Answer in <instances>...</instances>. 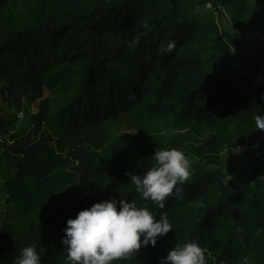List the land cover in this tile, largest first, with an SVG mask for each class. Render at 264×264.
Segmentation results:
<instances>
[{
  "label": "trees",
  "instance_id": "trees-1",
  "mask_svg": "<svg viewBox=\"0 0 264 264\" xmlns=\"http://www.w3.org/2000/svg\"><path fill=\"white\" fill-rule=\"evenodd\" d=\"M263 27L264 0H0V264L26 246L41 264H69L66 221L108 199L172 224L113 264H160L190 241L207 264H264V164L238 183L223 157L256 149L264 161V61L241 43ZM24 99L37 112L19 136L7 107ZM168 148L193 164L160 209L127 173Z\"/></svg>",
  "mask_w": 264,
  "mask_h": 264
},
{
  "label": "clouds",
  "instance_id": "clouds-1",
  "mask_svg": "<svg viewBox=\"0 0 264 264\" xmlns=\"http://www.w3.org/2000/svg\"><path fill=\"white\" fill-rule=\"evenodd\" d=\"M138 41L139 37L130 43ZM175 47V41H171L160 51L171 53ZM255 123L258 130L264 131V116H256ZM151 159L155 163L143 175H127L144 201L163 209L174 189L175 195L181 196L178 185L188 180L191 162L185 152L176 148L154 150ZM66 225L61 243L69 264H113L143 247H155L160 238L172 231L166 213L156 219L147 204L140 207L135 201L122 199L94 203L69 218ZM16 264H41V258L35 247L26 246ZM160 264H207L205 249L195 241L177 243Z\"/></svg>",
  "mask_w": 264,
  "mask_h": 264
},
{
  "label": "rangeland",
  "instance_id": "rangeland-1",
  "mask_svg": "<svg viewBox=\"0 0 264 264\" xmlns=\"http://www.w3.org/2000/svg\"><path fill=\"white\" fill-rule=\"evenodd\" d=\"M210 13H213V9H209ZM264 29V27L262 28ZM242 45L249 49L254 50L260 56V58L264 61V45H260L256 39L253 38L252 35H244L241 39ZM7 110L12 112L14 116L18 118V123L11 131L15 135H22L27 132L31 128V115L37 112V105L31 103L29 100L24 99L22 101L21 108L18 109L15 106L7 107ZM261 134H264V131L259 130ZM184 143H186V138H184ZM237 152L233 154L224 153V167L225 172L227 174L228 181L232 180L238 183H241L244 179H246L247 174L246 170L250 169V167L254 164L258 168L264 164V161L257 159V150L255 149L252 154H243L241 156H237ZM191 167L193 164V160L190 159ZM5 196L0 190V217L5 214Z\"/></svg>",
  "mask_w": 264,
  "mask_h": 264
},
{
  "label": "built area",
  "instance_id": "built-area-1",
  "mask_svg": "<svg viewBox=\"0 0 264 264\" xmlns=\"http://www.w3.org/2000/svg\"><path fill=\"white\" fill-rule=\"evenodd\" d=\"M253 38L256 39L257 41L264 43V32L261 30H257L254 32L253 34ZM13 133V132H12ZM7 141V140H6ZM246 150L242 149V148H238L237 150H235V152H237V156H241L245 153ZM234 152V153H235Z\"/></svg>",
  "mask_w": 264,
  "mask_h": 264
}]
</instances>
